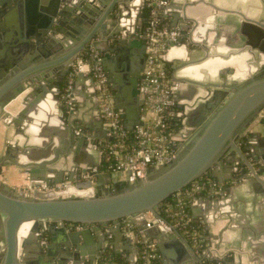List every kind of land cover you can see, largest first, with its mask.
Returning a JSON list of instances; mask_svg holds the SVG:
<instances>
[{
	"label": "water",
	"instance_id": "water-1",
	"mask_svg": "<svg viewBox=\"0 0 264 264\" xmlns=\"http://www.w3.org/2000/svg\"><path fill=\"white\" fill-rule=\"evenodd\" d=\"M147 1L0 0V117L14 128L0 176L4 165L12 163L28 181L23 189L0 181V264H103L117 253L119 242L129 250L140 248L124 237L125 219L156 243L161 264H206L213 257L199 254L177 229L170 233L164 225L147 223L150 214L169 223L161 214L166 201L209 174L219 183H238L220 199L194 197L192 214L198 215L195 204L205 201L217 213L212 223L218 227L224 215L232 219L228 211L234 207L237 239L232 242L220 231L214 250L222 252L225 245V253L235 258L228 264H264V214L254 212L261 221L252 229L240 211L241 201L253 207L264 201V136L252 134L258 169L239 147L243 131L264 109V0H170L162 9L172 16L168 25L189 36L188 42L170 44L162 56L172 62L177 52L182 63L172 88L178 107L185 103L187 108L185 127L174 136L178 153L166 166L151 170L148 179L121 190L109 172L81 180L102 163L101 156L83 164L81 149H99L107 130L93 77L77 74L67 105V76L86 49L103 53L115 107L133 130L144 104L139 84L146 64ZM18 98V110L9 111ZM241 161L246 168L239 167ZM65 182L61 195L56 188ZM246 188L251 198L241 197ZM25 223L31 228L21 238ZM111 234L114 239L107 242ZM248 245L255 250L242 253Z\"/></svg>",
	"mask_w": 264,
	"mask_h": 264
},
{
	"label": "built area",
	"instance_id": "built-area-1",
	"mask_svg": "<svg viewBox=\"0 0 264 264\" xmlns=\"http://www.w3.org/2000/svg\"><path fill=\"white\" fill-rule=\"evenodd\" d=\"M169 3L170 0L147 1L146 64L139 84V95L144 104L141 107L139 123L133 130L126 128L121 113L115 107L114 93L110 89L102 62L103 56L99 51L90 47L85 56L81 54L67 76L63 95L67 105H70L68 93L73 88L77 74L84 73L93 77L101 116L107 130V137L99 141L101 166L87 171L81 180H93L99 172H109L115 186L118 183L132 185L148 179L151 170L166 166L178 153L174 139L177 129L170 123V113L177 103L173 96L172 78L162 56L170 44L188 41L189 36L183 34L179 27H171L165 23L161 10ZM106 159V166L102 168ZM67 185V182L59 185L56 191H65ZM72 186L74 187L73 184ZM227 190L226 183H219L207 176L200 178L184 191L174 195L175 202L165 205L164 211L169 223L150 214L147 225L148 227H151V224L164 225L170 233L177 229L199 254L203 252L206 259L213 257L218 260L217 264H224V260L234 255L214 250V247L204 239L202 230L191 226L194 217L190 211V203L196 196L220 197L227 194ZM79 227L82 225H78L77 229ZM135 227L131 221L123 220L124 233L133 236L139 244L140 264H160L161 256L156 243L141 234L137 227L135 230ZM224 254L225 259L221 258Z\"/></svg>",
	"mask_w": 264,
	"mask_h": 264
},
{
	"label": "crops",
	"instance_id": "crops-1",
	"mask_svg": "<svg viewBox=\"0 0 264 264\" xmlns=\"http://www.w3.org/2000/svg\"><path fill=\"white\" fill-rule=\"evenodd\" d=\"M251 2H252V0H251ZM254 7H256V9H258L260 6L257 5V6H254ZM256 12H257L256 14H258V10ZM161 13H162V16L164 18L165 23L166 24L171 23L172 16L166 17L164 15V13H163V10H161ZM260 16H264V9H263V11H262ZM184 37H185V35H184ZM184 42H188V41H183L182 43H184ZM101 54L103 56V53H101ZM176 55H178L177 52H174V54L172 56V58H173L172 62H168V61H165L163 59L166 67L168 66V64L172 65L175 62L180 61L179 59H177V57H175ZM195 76L201 77V74L197 73ZM171 77H172V83L174 85L175 77H174V75H172ZM176 89L180 91L179 87L176 88ZM184 91H186V89L182 87L181 88V92L184 93ZM182 100L184 102L187 101V99H185V97ZM18 108H19V106L15 107V109H13V111L16 112V110H18ZM180 108L181 107H178V105H177L171 111L170 120H172L173 122H177V118L179 117L178 110ZM174 111H176V114L172 115V112H174ZM252 128L253 129L251 131H254V132H257V133L260 132L261 134L264 133V125L262 123L261 124L255 123L252 126ZM177 131H180V130H177ZM177 131H176V133H177ZM13 133H14V128L12 126H10V125H7L3 121V117H0V160L4 156V152H5L6 148H7L8 141L13 136ZM176 133H175V135H176ZM99 151L101 153L100 145H99V149H97V150L88 149V148L81 149V153H79V157H80V159H81L83 164L95 163L96 161L101 159L102 155L99 154ZM95 167H97V166H94L93 168H95ZM0 181L2 183H4V184L8 185V186L15 187L17 189H23L24 187H27V185H28L27 174L24 172V170L22 168H20V167H18L16 165H13L12 163H7L6 165H4V167L2 169V174L0 176ZM236 183H238V182L226 183L227 184V188L232 186V185L233 186L236 185ZM227 193L229 194L230 191L227 190ZM251 196H252V194L250 193L249 189L246 188V191L244 192V196H241V197L251 198ZM198 197H203L204 199L208 198L207 195H199ZM211 198H217V199L219 198L220 199L222 197H211ZM241 199H243V198H240L239 200H241ZM239 200L237 202H239ZM193 202L194 201L192 199V201L190 203L191 214L193 213L192 208H191V204ZM204 202L205 201H198L195 204V208L194 209H196V211L198 212V215H193L194 214L193 213L192 216H194V219L197 220L199 222V224L201 225L202 232L204 233L205 240L208 243H210V245L212 247H214L213 244L215 245L216 243H218V241L215 239V236L217 234H219L220 231H222V232H224V235L226 236V238H228L232 242L236 241L237 238H235V236H236L235 234H238V233L237 232L234 233V231H235L234 228L236 226V222H239V220L236 218V216H234L235 215L234 214V207L232 208L231 211H228V213L231 215L232 219L231 218L229 219V218L225 217L227 215H224L223 216V220L221 219L222 221L218 224L219 226L216 227V226H213L212 222H216V217L218 215H217V213H215L214 209H212L209 206H207V204H205ZM237 202L234 203L235 204L234 205L235 209H237V206H236ZM240 204L242 205L241 206L242 209L240 211L242 213V216L245 218V220L247 222L246 226L253 229V226L257 225L256 222L261 221V220H257L256 219V217L254 216V212L258 209L259 212H260V210H262V213L264 214V201L259 202L258 203L259 205H256L255 207H253L252 203L246 204V203L241 201ZM205 224L208 225V226L210 225L211 228L209 230H206L205 229ZM259 224H261V222ZM262 226H264V225H262ZM254 230H257V232L259 231L258 228H256V227H254ZM129 236H131V235L124 234V237H129ZM129 238L132 240V244L133 245H135L137 243L136 239L133 236H131ZM113 239H114V237H113L112 234L107 236V242L113 241ZM239 239H241V237ZM217 247H219V246H217ZM224 247H225V245H221V247H220V249L222 250V253H225V250H224L225 248ZM247 247H248V249H246L244 251L242 250L241 252L242 253H246V252L248 253L249 252L248 254H252L251 251L255 250V247H253L251 245H248ZM110 248H111L112 252L115 253V247L113 245H111ZM116 250H117V253L114 254L113 258H110V259H107V260L104 259L102 261V263L103 264H140L139 250L135 251V250L126 249L123 242H119V246L117 247ZM132 255L135 257L134 263H132L130 261V257ZM243 255L248 256L246 254H243ZM226 261H227L226 264L235 263V258L232 256L229 259L227 258ZM83 264H85V262H83ZM246 264H256V263L251 262V263H246Z\"/></svg>",
	"mask_w": 264,
	"mask_h": 264
},
{
	"label": "flooded vegetation",
	"instance_id": "flooded-vegetation-1",
	"mask_svg": "<svg viewBox=\"0 0 264 264\" xmlns=\"http://www.w3.org/2000/svg\"><path fill=\"white\" fill-rule=\"evenodd\" d=\"M147 16V14H146ZM182 65V63L180 61L178 62H175L174 64L170 65L171 66V71H170V74L171 76L174 75V72L179 69L178 67H180ZM172 78V77H171ZM90 98V97H89ZM187 103H190V101H186ZM177 106V105H176ZM178 115L179 117L177 118V122H174L175 124V128L177 130H181L183 129L185 126H183V122L188 120L187 119V108L185 106V103L183 105V107H181L179 110H178ZM172 121V120H171ZM252 134H253V131H246L245 133L242 134L241 138H240V141H239V147L240 149L242 150V153L247 156L249 155V159H250V162L252 163V165L254 166L255 169H258L259 168V165L256 164V161H254L252 158H253V155H252V150H251V147L255 146L257 143V138H253L252 137ZM264 136V133L262 134ZM187 139L182 143V147L184 148L188 143H189V140L191 139V135H188V137H186ZM237 156L239 157V159L241 160V157L240 155H238L237 153ZM236 163V162H235ZM239 167L241 169H244L246 168V164L244 163V161H241L240 164H239ZM241 169H240V173H241ZM70 228L72 229H77L78 227V224H73V225H68ZM78 229H83V226L82 227H79ZM107 260V259H106ZM217 259L216 258H213L212 261H207L206 264L208 262H210V264H217ZM227 261L224 260V264H226Z\"/></svg>",
	"mask_w": 264,
	"mask_h": 264
},
{
	"label": "trees",
	"instance_id": "trees-1",
	"mask_svg": "<svg viewBox=\"0 0 264 264\" xmlns=\"http://www.w3.org/2000/svg\"><path fill=\"white\" fill-rule=\"evenodd\" d=\"M146 14H148V12H147ZM88 50H89V49H86V50L84 51V53H83L84 56H85L86 52H88ZM167 69L169 70V72L171 71V66H170V64H168ZM170 123H171L173 126H175V124H174L173 121L170 120ZM106 163H107V159H106L105 162L103 163L102 168H105ZM206 176H207V177H210V178H213L210 174H209V175H205V176H203L202 178H204V177H206ZM125 186H126V185L123 184V183H118V184H116V188H117V190H121V189H123ZM170 202H175V201H174V195H173L172 197H170V198L166 201L165 204L170 203ZM164 208H165V206H164ZM164 208L161 209V210H162L161 214H162L163 216L166 217V213H165V211H164ZM191 226H192V227L194 226L193 228H198V230H202L201 225H200L199 222H198L197 220H195V219H192V221H191ZM136 229H137V228L135 227V230H136ZM160 264H161V261H160ZM207 264H210V262H208Z\"/></svg>",
	"mask_w": 264,
	"mask_h": 264
},
{
	"label": "bare ground",
	"instance_id": "bare-ground-1",
	"mask_svg": "<svg viewBox=\"0 0 264 264\" xmlns=\"http://www.w3.org/2000/svg\"><path fill=\"white\" fill-rule=\"evenodd\" d=\"M189 72L192 73L194 71L187 70V69H185V71H184V73H189ZM19 103H20V98L13 101L12 104L9 105L8 110L11 111V110L15 109V107L19 106ZM59 194L64 195L63 193H60V192H59ZM65 195H67V194H65ZM30 228H31V223H25L20 229V237L21 238L25 237L29 233Z\"/></svg>",
	"mask_w": 264,
	"mask_h": 264
},
{
	"label": "rangeland",
	"instance_id": "rangeland-1",
	"mask_svg": "<svg viewBox=\"0 0 264 264\" xmlns=\"http://www.w3.org/2000/svg\"><path fill=\"white\" fill-rule=\"evenodd\" d=\"M257 123V124H263L264 125V109L260 112V114H258L254 120L248 125V127L243 131V133H245L246 131H250L252 130V126ZM219 253V252H218Z\"/></svg>",
	"mask_w": 264,
	"mask_h": 264
}]
</instances>
